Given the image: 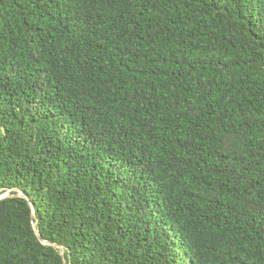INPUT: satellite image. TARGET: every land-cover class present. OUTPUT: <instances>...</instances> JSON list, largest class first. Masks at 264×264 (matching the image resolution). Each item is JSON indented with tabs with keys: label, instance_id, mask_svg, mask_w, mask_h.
<instances>
[{
	"label": "trees",
	"instance_id": "1",
	"mask_svg": "<svg viewBox=\"0 0 264 264\" xmlns=\"http://www.w3.org/2000/svg\"><path fill=\"white\" fill-rule=\"evenodd\" d=\"M0 264H264V0H0Z\"/></svg>",
	"mask_w": 264,
	"mask_h": 264
},
{
	"label": "rangeland",
	"instance_id": "2",
	"mask_svg": "<svg viewBox=\"0 0 264 264\" xmlns=\"http://www.w3.org/2000/svg\"><path fill=\"white\" fill-rule=\"evenodd\" d=\"M8 195H9V193L7 192V193L1 195V197H5V196H8Z\"/></svg>",
	"mask_w": 264,
	"mask_h": 264
}]
</instances>
